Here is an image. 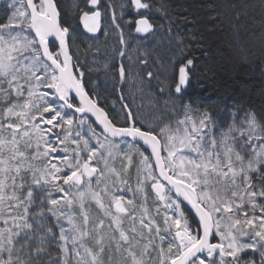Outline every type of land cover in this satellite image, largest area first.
<instances>
[{
    "label": "snow or ice",
    "instance_id": "snow-or-ice-1",
    "mask_svg": "<svg viewBox=\"0 0 264 264\" xmlns=\"http://www.w3.org/2000/svg\"><path fill=\"white\" fill-rule=\"evenodd\" d=\"M250 7L224 0L210 20L239 32ZM155 12L75 5L87 33L118 37L109 93L59 0H0V264H264V109L184 103L211 54L196 31L145 49ZM251 38L264 51V29Z\"/></svg>",
    "mask_w": 264,
    "mask_h": 264
},
{
    "label": "trees",
    "instance_id": "trees-1",
    "mask_svg": "<svg viewBox=\"0 0 264 264\" xmlns=\"http://www.w3.org/2000/svg\"><path fill=\"white\" fill-rule=\"evenodd\" d=\"M154 2L162 4L167 10L166 16L161 12L153 13L154 22L160 25L157 31L166 38V41L175 37L177 33L187 38L191 31H196L198 36L203 37L200 41L203 48L211 54V59L208 60L200 57L193 83L184 94V103L190 104L194 109L208 108L221 115L225 114V110L237 106L257 112L264 109V51L259 42L251 38L253 33L258 34L264 29V10L258 6L259 0H233L234 3L247 2L252 5L247 10V15L239 22L241 25L239 32L229 24V18H223L220 24H212L210 20L215 6L223 4L224 0H154ZM59 3L67 12L64 19L81 35L83 40V43H80L81 52L89 51V66L99 67L94 69L92 80L100 83L102 92L110 87L107 91L111 93L112 84L105 78L104 61L105 52H108L110 59L114 47L118 46L117 35L111 31L107 36L99 33L97 42H91L94 39L91 40L85 35L75 14V5L79 3L80 7L84 8L85 0H59ZM127 18L126 16L125 19ZM169 20L173 22L171 33L167 30ZM186 20L189 23H185ZM106 23L109 22L102 21L103 25ZM127 35L126 28L125 36ZM193 51L197 56L200 55L198 48H193ZM93 59L98 63L93 64ZM113 99L115 95L109 97L110 101Z\"/></svg>",
    "mask_w": 264,
    "mask_h": 264
},
{
    "label": "rangeland",
    "instance_id": "rangeland-1",
    "mask_svg": "<svg viewBox=\"0 0 264 264\" xmlns=\"http://www.w3.org/2000/svg\"><path fill=\"white\" fill-rule=\"evenodd\" d=\"M103 36H105V35H103ZM91 42H97V40L94 39ZM135 44H136V40H133L132 41L133 47L135 46ZM144 47L148 51H152L154 48H157L158 51H166L170 47V44H169V41H166V38L159 31H157L155 39L149 37L148 41L144 43ZM91 60H92V58H90V61ZM98 68L99 67H93V69H98ZM106 86L107 85H105V87ZM107 90H109V89L107 88ZM137 101H138L137 103H139V100H137Z\"/></svg>",
    "mask_w": 264,
    "mask_h": 264
},
{
    "label": "water",
    "instance_id": "water-1",
    "mask_svg": "<svg viewBox=\"0 0 264 264\" xmlns=\"http://www.w3.org/2000/svg\"><path fill=\"white\" fill-rule=\"evenodd\" d=\"M79 22H80V21H79ZM80 25H81L82 30H83L86 34H88V35H94V34H92V33H87L86 30L83 28V25H82L81 22H80ZM95 34H97V33H95ZM134 35H135V34H134Z\"/></svg>",
    "mask_w": 264,
    "mask_h": 264
}]
</instances>
